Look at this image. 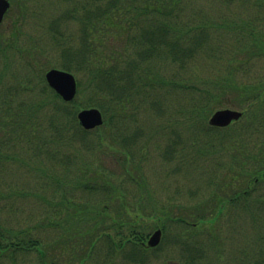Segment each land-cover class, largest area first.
Returning <instances> with one entry per match:
<instances>
[{"label": "trees", "instance_id": "obj_1", "mask_svg": "<svg viewBox=\"0 0 264 264\" xmlns=\"http://www.w3.org/2000/svg\"><path fill=\"white\" fill-rule=\"evenodd\" d=\"M192 3V0H82L80 15L79 9L75 8L44 26L43 37L50 39L53 52L59 53V60L52 62L50 59L39 69L35 67L38 62L27 57L24 51L25 68L32 73L22 77L17 86L13 84L0 90V172L6 161L13 159L5 156V148L20 149L18 145H22L23 151L35 148L38 151L45 149V153L52 151L49 155L43 154L66 172L60 183L73 181L75 188H64L66 193L55 196L52 205L56 214L63 216L59 220H50L46 227L64 228V234L69 229L77 231L62 237L67 239L70 250L76 249L75 252L81 254L79 264L92 257L100 240L105 241L109 253L123 252L131 247L137 254L141 246L152 250L145 243L154 228H161L163 233L176 228L180 233L174 243L191 251L206 235L201 232L205 224L212 225V235L214 225L227 208L246 194L233 184H219L218 190L222 193L215 192L205 201L191 206L178 205L177 209L172 206L160 209V216L156 217L153 226L145 219L150 212L144 215L132 211L133 206L124 198L125 183L142 181L141 176V179L136 178L134 170L137 166L132 159L135 156L133 122L137 124L141 119L138 116L143 112L142 105L154 106L158 95H163L162 90L179 87V83L162 73L164 65L159 66L158 60L180 63L185 68L197 50L206 52L212 26L204 21L195 25L193 20L183 18ZM29 4L30 0H15L6 17L16 9L21 14L26 13ZM66 18L80 22L77 32L69 31L68 34L67 27L61 31L59 25ZM248 34L253 39L256 56H262L264 42L258 37L254 39L255 32ZM247 37L245 35L244 42ZM12 38L15 40L6 41L5 45L0 42L5 72L10 47L17 46L19 35L15 33ZM48 68L63 69L76 76L78 94L75 100L65 102L48 86L45 80ZM6 76V73L0 76V86ZM227 82L216 93H207L195 108L198 123L208 129H214L208 120L217 108L237 105L244 109L240 121L217 128L229 131L249 117V108L255 103H264V81L239 84L231 75ZM18 96L22 99L15 106L12 103ZM93 107L101 110L104 124L94 130H85L78 120V112ZM37 137H43V145H37ZM80 148L92 154L90 160L80 163L76 161V153L65 152L67 149L77 152ZM251 177L254 184L258 180L264 181V169L252 172ZM77 191L97 200L85 201V204L77 202L76 198L69 197ZM139 204V211L146 210V206ZM207 211L211 216L209 219H205ZM51 247L49 243L43 244L31 230L13 231L0 224V261L14 262L21 255L36 252L41 264H49ZM197 258L187 257L185 263H195Z\"/></svg>", "mask_w": 264, "mask_h": 264}, {"label": "rangeland", "instance_id": "obj_2", "mask_svg": "<svg viewBox=\"0 0 264 264\" xmlns=\"http://www.w3.org/2000/svg\"><path fill=\"white\" fill-rule=\"evenodd\" d=\"M81 1L30 0L23 15L16 9L11 16H5L0 26V42L15 40L12 38L15 33L19 38L17 46L10 47L6 72L4 56L0 55V76L7 75L0 90L13 84L17 86L22 77L32 73L28 67L25 68L24 51L27 57L38 62L35 67L39 69L50 59L52 62L59 60V53L53 52L50 39L43 37L44 26L75 8L79 9L80 15ZM192 2L194 6L187 9L183 18L193 20L195 25L204 21L212 26L206 52L197 50L185 68L180 63L158 60L159 66L164 65L162 73L179 83V87L162 90L163 95H158L154 106L142 105L143 112L138 116L141 119L137 124L133 122L135 156L132 159L137 166L134 170L136 178L141 179V176L142 181L125 183L124 198L133 206L132 211L144 215L150 212L145 219L153 226L156 217L160 216V209L171 206L177 209L178 205L191 206L205 201L219 191V184H233L246 194L227 208L214 225L212 235V225L205 224L202 231L206 235L191 251L174 243L180 232L171 228L169 233L164 232L161 247L146 250L141 246L137 254L131 247L123 252L109 253L105 241L100 240L92 257L84 264H186L187 257L192 256L198 258L190 264H264V181L251 182L252 172L264 169V103H255L249 108V117L229 131L215 127L208 129L198 123L195 114L199 101L207 93H216L221 85L228 83L231 75L239 84L264 81V53L256 56L253 39L248 34L255 32L254 39L258 37L264 42V0ZM14 4L15 0L11 6ZM79 24L66 18L59 28L64 31L67 27L69 34V31L77 32ZM245 35H248L246 42ZM26 94L28 97V92ZM21 99L18 96L12 104L17 106ZM223 109L244 112L237 105H224L213 114ZM43 137L36 138L38 146L43 145ZM18 147L21 148L4 149L5 156L13 159L6 161L0 172L3 194L0 198V224L13 231L31 230L43 244L49 243L52 246L48 252L49 264H79L81 254L75 252L76 249L70 250L67 239L62 237L77 231L69 229L64 234V228L46 227L50 220L62 218L63 215H57L52 204H55V196L66 193L64 188H75L73 181L60 183L66 172L43 154L45 149L23 151L22 145ZM79 150L67 149L65 152L76 153V161L80 163L91 159L90 152ZM72 193L69 197L83 204L97 200L85 192ZM138 204L146 206V210L139 211ZM208 212L205 219L211 218ZM156 230L154 228L152 233ZM262 259L263 263H260ZM39 260L36 252H30L17 257L14 262L0 261V264H41Z\"/></svg>", "mask_w": 264, "mask_h": 264}, {"label": "water", "instance_id": "obj_3", "mask_svg": "<svg viewBox=\"0 0 264 264\" xmlns=\"http://www.w3.org/2000/svg\"><path fill=\"white\" fill-rule=\"evenodd\" d=\"M11 6L9 0H0V25L3 22L4 16ZM48 85L66 102H71L75 99L78 92V84L75 76L65 70L53 68L45 75ZM243 116L242 112L223 109L218 110L213 114L209 123L212 126L227 127L233 121H238ZM78 119L81 126L86 130L95 129L103 124L102 112L97 108L81 110L78 113ZM162 239V230H156L148 239L149 247H156Z\"/></svg>", "mask_w": 264, "mask_h": 264}, {"label": "flooded vegetation", "instance_id": "obj_4", "mask_svg": "<svg viewBox=\"0 0 264 264\" xmlns=\"http://www.w3.org/2000/svg\"><path fill=\"white\" fill-rule=\"evenodd\" d=\"M201 232H203V231H201Z\"/></svg>", "mask_w": 264, "mask_h": 264}]
</instances>
